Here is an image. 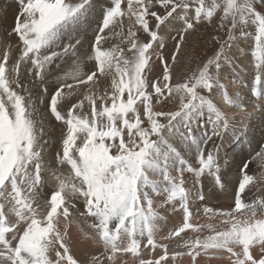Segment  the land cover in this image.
<instances>
[{"label":"snow or ice","instance_id":"snow-or-ice-1","mask_svg":"<svg viewBox=\"0 0 264 264\" xmlns=\"http://www.w3.org/2000/svg\"><path fill=\"white\" fill-rule=\"evenodd\" d=\"M17 2L19 11L15 25L7 36L18 37L20 56L11 68L7 54L0 60V264H77L70 254L66 230L61 231L57 223V216L67 218L70 209L79 216L94 218L90 227L102 241L106 255L104 262L93 258V264H107L117 253L139 256L141 239L145 236L147 245L153 249L159 246L164 251L157 260L140 258L139 264H161L168 258V246L157 245V222L163 218L155 210L148 189L157 194L167 193L159 205L161 208L176 199L180 201L182 225L164 236L165 240L183 239L181 234L187 229L200 230L191 223L193 211L184 187L185 172L192 173L197 183L205 173L213 175L209 196L215 195L217 188L227 192L228 181L222 179L218 155L227 132L235 125L230 122L231 117L202 92L207 90L214 95L217 90H223L220 95L228 103L243 107V98H232L220 83L221 73L223 65L231 63L229 50L235 43L253 37L257 87L252 90V96L264 104V0H210L209 3L194 0L193 16L189 15L193 0H126V7H122L125 0H109L102 7L93 30L91 54L86 55L95 63L87 72L81 71L79 66L78 52L83 48V37L76 38L73 34L85 30L91 22L89 18L96 10L94 0ZM157 5L163 13L154 10ZM217 12L223 14L219 17V27L227 28V39L217 37L219 50L184 82L174 83L168 64L153 49V44L160 40L158 31L167 29L179 17L183 20L180 31L188 32L204 21L214 23ZM150 18H153L151 25ZM126 19L131 23L125 34ZM253 27L254 33L249 31ZM137 30L147 33L150 40L141 42ZM113 36L123 37L129 47L111 46ZM65 37L68 43L62 45ZM183 40L184 36L180 35L179 41ZM180 42L175 45L177 52ZM159 47L163 48L162 42ZM154 55L163 64V83L160 84L149 80L145 74L149 62L155 63ZM171 59L174 61L176 57ZM69 61L75 66L74 70L55 77L59 86L49 92L47 77L54 68L61 69L62 63ZM22 64L27 75L34 74L31 87L24 84L26 76L21 75ZM101 77L110 78L111 92L106 90L97 95L92 85ZM81 87L88 89L83 98L77 94ZM170 99L178 100V110H154L153 101L160 103ZM85 101L89 105L88 115L80 114ZM137 101L146 120L141 119V112L135 107ZM41 104L63 125L62 151L56 152L51 164H67L72 173L70 180L58 176L59 188L47 196L42 173L50 141L45 139L47 132L39 112ZM129 113L133 116L129 117ZM247 116L245 113V118ZM160 118L165 123H161ZM201 118L204 126L197 138L193 123ZM178 125H182L184 131H180ZM166 132L185 148H194L198 167H193L181 151L169 143ZM258 159L264 163V150L258 153ZM247 167L245 163L240 170L234 207L231 211L218 212L227 218L224 223L230 226L224 230L213 229L214 234L203 239L196 237L187 241L184 247L188 252L178 251L175 256L187 254L195 262L201 250L225 251L230 259L235 258L232 264H264V201L252 204L242 199L246 188L255 187L254 180H264V175L254 178L246 171ZM173 169L179 175H172ZM150 175L161 176L163 183L150 179ZM21 185L27 187V196ZM73 196L83 198L84 211L76 209ZM41 197H44L43 204ZM196 198L206 201L200 189ZM214 211L204 208L205 213ZM12 216L15 220L10 218ZM53 252L54 258H51L49 254Z\"/></svg>","mask_w":264,"mask_h":264},{"label":"rangeland","instance_id":"rangeland-1","mask_svg":"<svg viewBox=\"0 0 264 264\" xmlns=\"http://www.w3.org/2000/svg\"><path fill=\"white\" fill-rule=\"evenodd\" d=\"M5 1L7 3L8 2L9 3L16 2L18 4L17 0H5ZM94 2L96 4V10L92 13V15L90 16L89 20L92 21V22L93 21L97 22L100 19V12H101L102 7L106 6V4L109 2V0H94ZM205 2L209 3L210 0H205ZM195 6L196 5H195V2L193 0L191 10H189V11L194 12ZM122 7H126V0H125V3L122 4ZM154 10H156L159 13H163L164 12V10L159 5H157ZM222 15H223L222 13L217 12L214 15V17H213L214 23L211 24V23H208L207 21H204L200 25H198L199 27L196 26V27H194V29L189 30L188 32H182V31H180V29H178L170 36L171 38H168L167 40H164V41L158 40L157 42H155L156 44L155 43L153 44V49H155V52L158 53L163 58V61L168 64L169 68L172 69L171 71H172L173 82L174 83H182V82H184L187 79V77L190 76L197 69L198 66H201L203 63H206L207 59L210 58L211 56H213L214 53L219 50L220 41L216 39L217 37H222L223 39H227V28L220 29V27H219V23H220L219 17H221ZM15 20H16V17L13 20L14 22L12 21V18H11V22L12 23H10L9 26H4V32H5L4 34H5V38L6 39L7 38L8 39L13 38L15 40L17 39V43H16V46H17V44L18 45L20 44V42L18 40V37H16L14 34L11 37L7 36V34L9 32H11L12 28L14 27ZM152 22H153V18H150L149 19L150 25L152 24ZM90 23L87 24V25H89V27L91 26V24L93 25V23H91V24ZM130 23L131 22L127 21V19H126L125 34L127 32V26ZM95 25H96V23H95ZM162 30L158 31V36L160 38L162 36ZM249 31H253V33H254V27L250 28ZM180 35L184 36V40L182 42L179 41V36ZM137 36H138V38H139V40L141 42H148L150 40L149 35L147 33H144L142 31H140V30H137ZM93 37L94 36H92V38H91L92 41L90 39V42L87 45V48H90L91 42L94 41ZM113 37H115V38H113ZM113 37H112L113 38V42L110 43L111 46H117L118 45V46L123 47L125 49H127V47H129L127 42L123 41V37H121V36H113ZM248 39L249 40L252 39L250 42H251V44H253L255 46L254 38L251 37V38H248ZM161 42L163 43V48L159 47V44ZM177 42H180V51L179 52H177L176 48H175V45L177 44ZM3 43L5 44L7 42L3 41ZM187 48H189V49H187ZM14 49L17 50V48H14ZM190 49H192L193 52H191ZM231 49L229 50V54L231 52ZM15 50H13L12 52H9V51L6 52L5 51V53L3 54V56H4L7 53V55L9 56L8 66H9L10 61H11L10 59L13 57L14 53H16ZM152 50L150 49L149 51L151 52ZM189 52H190V54H189ZM125 54H127V52ZM232 55H234L235 58H238V52L233 51ZM3 56H2V58H3ZM172 56L176 57V59L174 61L171 59ZM0 60H2L1 56H0ZM153 61H155V63H153L152 61L149 62V66L145 69V74H146L147 78L149 80H152L154 83H157V84L163 83V76H162L163 64L161 63L160 60H157L155 55L153 56ZM254 61L256 62V57H254ZM180 64H183V66L182 65L178 66ZM174 67L177 68V69H179V67H181V69L177 71V69H175ZM223 67H225V70L227 71V75L221 76L222 78L220 80V83L225 85V89H227L228 95H230L232 98L235 99L237 96L243 98L242 99L243 107L242 108H236L232 104L228 103L224 99V97L222 95H220V92H222L223 90H217L216 94H214V95L213 94H209L207 92V90H203L202 94L207 95V96H209V98L213 99L214 103H216L217 106L220 109H225V110L226 109H231V110L234 109L235 110L234 112L231 113L230 111H226L225 114H227L229 117H231V119L233 118L230 122L235 125V128L236 127L240 128V130H241L240 133L243 132V136L241 137L240 133H236L233 130L235 128H233L231 130V132L233 133V135H235V134L237 135L238 134V139L233 140V142L231 144H229L230 146L228 145V147L226 145V142H224L225 140L222 142V147L220 148L219 155H218L219 159H220L219 161H221V164L218 165V167H219V170L223 172V175H225V174H230V173L225 172V170L226 169L228 170V168L230 167V157L232 156V152H233V149L231 150L229 148H231V146H233L236 143L237 140H238V144H236V145L239 146V144H241L244 141L245 135H250L249 136L250 139L253 138L252 137V136H254L253 135V130L256 128V125H257V122H258L257 116L258 115H262V113L264 112V108H263L264 104H261L255 97H253L252 96V92H251V95H248L249 93L246 91L247 89L252 88V90H253V89H255L257 87L256 84H255V79H253V80H245L244 81V80H241V78H238V77L235 78L234 76H232L233 73L231 71H229L230 67H228L226 65H223ZM223 67H222V69H224ZM9 68H10V66H9ZM183 68H185V69H183ZM177 73H179V74H177ZM253 73H255V68L253 70ZM221 75H222V73H221ZM237 85H238V87H237ZM239 87H240V89H239ZM92 88L94 89V91L96 92L97 95L103 94V92L106 91V90L110 93L111 92V80H109V78L101 77L97 84H95L94 86L92 85ZM86 89L87 88H82V89L79 90V92L77 91V94L80 96V98H83V95L88 94V89L87 90ZM65 91H67V89H65ZM245 95L248 96V97H246ZM126 97H127V93H125V98ZM74 98L75 97H73V99ZM247 98H251L252 101L255 102L254 104L257 106L256 107L257 109L256 108L254 109L253 106L246 107L245 100H247ZM47 101H48V99H47ZM98 104H99V101H98ZM261 105H263V106H261ZM135 107H137V110L141 112V119L142 120H146V117L143 115L141 106L139 105V101H137V104L135 105ZM153 107H154V110L176 111V110H178L179 103H178L177 100H171V99L169 101H167V102L161 100L160 103H156L155 101H153ZM243 109L246 112H248V110L250 112L252 111V114L250 116H248V118H242V117L236 118L235 115L242 113L244 111ZM47 110H49V109H47ZM238 111H241V112H238ZM259 111H260V113H259ZM49 112H50V110H49ZM80 114H82V115H88L89 114V105H88L87 101H85L84 108H83V110H81ZM132 116H133V114L129 113V117H132ZM51 118L56 120L55 117L52 114H51ZM160 122L161 123H165L163 118H160ZM203 126H204V119L203 118H201L199 121L193 123V130L196 133V136L200 134L201 129H202ZM178 127L180 128V131H184V127L182 125H178ZM127 131H128L127 129H125V131H124L125 139H127ZM262 135L264 137V133L261 134V137H262ZM165 136L168 139L169 143L175 145L177 150L181 151V153L184 156V158L185 159L187 158L186 160L188 162L192 163L193 167H196V166H194V164L198 165L197 162L194 163L191 160V158L194 157V156H190L189 154H192V152L189 153L188 149L185 148V146L183 144H181L179 140H177L174 136H172L171 134H169L167 132L165 133ZM240 139H242V140H240ZM78 143H79V141H78ZM50 144H52V143H50ZM236 145H235V149H237ZM53 146L56 147L58 151H62V143L58 144V145L53 143L50 147H53ZM260 149H263V147H260ZM47 150H48V147H47ZM223 151H225L224 154H223ZM249 151H253V148L251 150H249ZM47 153L48 152L46 151L45 155H47ZM54 156H55V154L54 155H47L48 159L45 162V170L42 173V175L45 178V189H44L45 196H47L52 191H55V190H57L59 188V187H57L58 183L60 182L57 179L58 176L61 179H65L66 180L67 175L65 173L71 172L70 171V166L67 165V164L60 165L59 163H57L55 166H53L51 164V159ZM248 162H250V161L248 160ZM239 165L240 164H235L234 165L235 172H238L237 168L239 167ZM251 168H257L256 169L257 172L259 170V171H261V175L264 174V172H263L264 171V165H262L258 161L253 162L251 164ZM239 173H241L240 170H239ZM184 174H185L184 175V181H185L184 187H185V189L187 191L191 192V195H193L194 192H195V195H196V192H197L196 185H198L199 189L202 190L206 195H208L209 191H207V189L210 190L212 185L210 186V189L207 188L206 187L207 185H205L206 184L205 178L208 177L209 174L201 176V178L199 179V183L196 182L197 179H196V177H194L192 175V173L185 172ZM172 175H174V176L175 175H179V173L176 172V169H173L172 170ZM253 175L258 176V175H260V172H258V174H253ZM185 176H189L190 178H186ZM258 177H260V176H258ZM150 179L156 180L158 183H163L162 177L158 176V175H150ZM240 179H241V174L238 177V181ZM254 182H257V181H254ZM200 184H203V185H200ZM230 186H231V184L228 182V185H227L228 189L230 188ZM257 186L258 187L253 190V193L255 195H257V196H259V195L260 196H264V180H260L258 182ZM21 187L23 188L24 195L27 196L28 195L27 187L24 186V185H21ZM148 190H149V194H150L151 198L153 199L154 206L156 204L155 201L157 200V198L159 199V200L156 201L157 205L154 208H160L159 207V205H160L159 202L160 201H164L166 199L167 193L157 194L156 192L152 191L151 189H148ZM216 190L219 192L218 188ZM66 194L70 195L69 193H66ZM43 198L44 197H41V199H40V203L41 204L44 203V199ZM72 198L75 199V200L78 199L77 201H81L83 203V198L82 197L73 196ZM154 199H155V201H154ZM0 200H2V198H0ZM216 200L215 199H211V197H210V201L211 202L212 201L216 202ZM232 202H234V200ZM167 204L168 205H172L173 208L175 209V210L171 211L173 216L177 215L178 212H179L178 206L174 202H170V203H167ZM33 206L36 207L35 204H33ZM166 209H168V208H166ZM156 211H158L159 215L163 214V212H161V210H156ZM69 212H70V214L67 217V219L62 217V216H59V215L57 216V221L62 226H64L65 229L67 227L70 229V225H76L78 227L81 225L80 227L82 228V224L83 223H84V225L94 223V218H88V217H84V216H82V218H81V216H79L76 213H73V211H69ZM69 217H71L70 219L73 222L70 221ZM10 218H13V220H15L14 216H12ZM174 221L172 220V218L170 220H167V218H166L165 219L166 223H164L165 226L163 225L164 229H160L158 231L157 237L163 239V237L166 236L168 230H170L172 228L171 224L175 223ZM21 223H23V222H21ZM21 225L22 224H20V226ZM168 225H169V227H168ZM68 228H67V230L69 231ZM163 231H165V232H163ZM160 233H161V235H159ZM142 243L143 244H142V248H140L139 256H134L133 255L131 257L132 264H139V259L142 258V256L144 258L148 259L147 257L152 255V257L150 259H148V260H152V259L157 260V259H159V257L162 255L160 252H149L148 253L147 251H151V249L147 250L146 247L144 246L145 239H143ZM161 243H163V242H161ZM178 251H183V250L182 249H178ZM153 254H154V256H153ZM174 255H175L174 253L173 254L172 253L171 254L168 253V258L167 259L171 258L172 261H173V258H175ZM183 256H189V255L185 254ZM50 257L54 258V252L50 253ZM197 257L202 258L200 256H197ZM203 257H204L203 261L210 260V258H211V256H208V255H206V257L205 256H203ZM93 258H99V257H93ZM93 258L92 259L90 258V260L87 263H84V264H93ZM100 260L102 261V258H100ZM103 260H105V259H103ZM107 264H113V261H107ZM123 264H130V263H128V261H125ZM161 264H162V262H161Z\"/></svg>","mask_w":264,"mask_h":264},{"label":"bare ground","instance_id":"bare-ground-1","mask_svg":"<svg viewBox=\"0 0 264 264\" xmlns=\"http://www.w3.org/2000/svg\"><path fill=\"white\" fill-rule=\"evenodd\" d=\"M18 11H19V5L16 2H11V3L8 2L7 3L5 0H0V56H1V59H2V56L5 53V51L6 52L7 51L12 52L13 50H15L14 48H17V50H15L16 53H14L13 57L10 59L11 60L10 64H9L10 68L12 66V63L15 60L19 59L21 45L17 44V46H16L17 39L15 40L13 38H10V39H8V38L6 39L5 38L4 26H9L10 23H12L11 22V18H12V21H13L15 19L16 15H17ZM189 15L193 16L194 12L189 11ZM91 23H93V25ZM91 23H90L91 24L90 27H89V25H86V29L85 30H80V31H77V32H75L73 34L76 38H80L81 36L83 37V40H82L83 48L79 50L78 55L80 56V65H79L80 66V70L84 71V72L89 71L91 66L95 63L94 60H92V61L88 60L87 59V55H86V54H91L89 52V48H87V45L89 44L90 39L92 38V36H94L93 35L94 34L93 30L96 28V25H95L96 21H93V22L91 21ZM182 24H183V20L180 19L179 17H177L167 29H163L162 30V36L160 38V41H164V40H167L168 38H171L170 36L176 30L181 29ZM113 38H115V37H113ZM113 38H111L110 43L113 42ZM249 38H251V37H249ZM251 40H249L247 38V39H242L240 41H237L235 43L234 47L231 49V52L229 54L230 57H231V63L226 64V66L230 67L229 71H231L233 73L232 76H234L235 78L236 77L241 78V80H244V81L245 80H253L254 77H255V73H253V70H254L255 64H256V62L254 61V57H256L254 55L255 46L253 44H251V42H250ZM3 41L7 42V43L4 44ZM91 41H92V39H91ZM61 43H62V45L68 43V38L65 37L62 40ZM73 43H74V40H73ZM78 48H79V46H78ZM187 49H189V48H187ZM57 50L59 51L60 49H57ZM190 50H191V52H193L192 49H190ZM233 51L238 52V58H235V56L232 55ZM189 54H190V52H189ZM181 65L183 66V64H180L178 66H181ZM28 67H30V65H28ZM74 67L75 66L71 63V61H69V63H67V64H63L62 63L61 69H55L54 68L53 69V73L50 74L47 77L49 92L53 91L55 88H57L59 86L58 85V81L55 79V77H62V76L65 75L66 72H72L74 70ZM223 68L224 69H222V75L221 76L227 75V71L225 70V67H223ZM175 69H177V68H175ZM180 69H181V67H179V69H177V71L180 70ZM183 69H185V68H183ZM177 74H179V73H177ZM21 75H22V77L26 76V78L24 79V84L26 86H28V87H31V83L30 82L32 81L34 74L33 75H27L26 68H25V66L23 64L21 65ZM109 80H110V78H109ZM68 82L71 83L72 81L69 79ZM237 87H238V85H237ZM240 87H239V89H240ZM82 88L83 87H81L80 89H82ZM80 89H77V91L79 92ZM33 91H35V89H33ZM246 91L249 93L248 95H251L252 88L247 89ZM246 97H248V96H246ZM44 99L47 102L48 97L45 96ZM254 103L255 102L252 101L251 98H247V100H245L246 107L253 106V108L255 109L257 106ZM261 106H263V105H261ZM221 110L224 113L226 111H230L231 113L235 111L234 109H232V110L231 109H226V110L225 109H221ZM39 112H40V115H41L42 119L44 120V127H45L46 132H47V135L45 136V139L49 140L50 143H52V144L53 143L57 144V145L61 144L62 143L61 129L63 128L62 123L57 121V120L52 119L51 118V113L49 112V110H47V108L43 104L39 105ZM238 112H241V111H238ZM245 113H247L248 116H250L252 114V111L250 112L248 110V112H246L244 110L242 113L236 114L235 116H236V118H238V117L245 118ZM259 113H260V111H259ZM248 116H247V118H248ZM257 118H258V122H257L256 128L253 130V135H254V136H252L253 138L250 139V137H249L250 135H245L244 141L241 144H239V146L236 145V144H238V140H237L236 143L233 146H231V148H229L231 150L233 149V152H232V156L230 157V167L228 168V170L226 169L225 172L230 173V174H225L224 175V179L227 180L231 184L230 188L227 190L226 193L225 192H221L220 190H219V192L217 190H215V195L210 196L211 199H215V200L217 198H218L217 200H219L221 198L220 199L222 201L221 205H223V206L232 205V204L228 205V203L232 202L234 200V193H235L236 189L238 188V183H239L238 177L241 174V173H239V170H241V168L243 167V165L245 163H247V165H248L246 171H248L249 175H252L254 178H256L258 176H262L261 175V171H259V170H258V172H260V175H258V176L253 175V174H258V172L256 170L257 168H251V164L253 162H256V161H258L262 165H264V163H262L261 160L258 159V153H260L261 150H264V137H263V135L261 137V134L264 133V112L262 113V115H258ZM233 130L236 133H240V131H241L240 128H238V127H236ZM226 135H227V138L225 139L224 142H226L227 147H228L229 144H231L233 142V140L238 139V134L237 135L236 134L233 135L231 130L228 131ZM240 136L241 137L243 136V132L240 133ZM196 137L198 138L199 135H197ZM240 140H242V139H240ZM52 144H50L48 146L47 155H54V154H56V152H58L56 147H54V146L50 147ZM235 145L237 146V149H235ZM260 147H263V149H260ZM252 148H253V151H249ZM188 152L189 153L192 152L193 155L192 154H189V155L190 156H194V157L191 158V160H192V162L196 163L197 161H196V154H195L194 148L188 149ZM224 152L225 151H223V154H224ZM45 154H46V152H45ZM47 155H45V156L47 157ZM248 160L250 162H248ZM235 164H240L239 167L237 168L238 172H235V167H234ZM65 174L67 175L66 180H70L71 176H72V173L71 172H67ZM185 177L186 178H190L189 176H185ZM210 179H211V176H208V177L205 178V182H206L205 185H207L206 187L209 188V189H210V186H211L210 183H212L210 181ZM254 181H257V182H253V183H255L254 185H256V186L253 187L252 185H249V187L246 188L245 193L242 196V199L246 198L245 201L248 202V203H253L252 201H255L256 203L259 204L261 201H264V196H260V195L257 196V195H255L253 193V190L258 187L257 184H258V182L260 180H254ZM59 183H58L57 187H59ZM196 188L198 190L199 186L196 185ZM249 189H251V190H249ZM207 191H209V190L207 189ZM52 192H54V191H52ZM77 200L72 198V202H73V204H75L76 209L78 211H80V212L84 211L83 203L81 201H77ZM157 200H159V199L157 198ZM154 201H155V199H154ZM156 201H155V203H156L155 206L157 205ZM163 202L164 201H160L159 203L162 204ZM200 202L201 203H205V201H200ZM166 208H168V209H166ZM155 209L156 210H161V212H163L162 215L160 214L161 215L160 217H162L163 219H160L157 222V227H158V231H159L160 229H164V226H165L164 223H166L165 219L166 218H167V220L171 219L169 217V210L173 211L174 208H173L172 205L164 204L163 208L160 207V208H155ZM69 211H73V210L70 209ZM70 218L71 217H69V219ZM81 218H82V216H81ZM11 219H13V218H11ZM70 221H72V220L70 219ZM57 223H58V226L60 227L61 231H65L66 230V233H67L66 239L68 241L70 254L73 256L74 259L77 260V264L87 263L90 260V258L92 259L93 257H99V259L102 258V261L104 262L103 259H105V255H106L105 254L104 245H103L102 241L99 240L95 230L90 227L92 223L91 224H87V225H84V223L83 224L81 223L82 224V228L80 227L81 225L79 223L78 224L80 225L79 226L80 228L78 226H76V225H70V229L67 227L69 229V231L67 230V228L65 229L64 226H62L58 221H57ZM19 226L20 225H18V227ZM168 227H169V225H168ZM163 232H165V231H163ZM159 235H161V233ZM132 256H133V254H131V253H117L116 257L113 260V264H123L125 261H128V263L132 264V261H131V257ZM153 256H154V254H153ZM151 257H152V255L147 257V258L150 259ZM174 257L175 258H173V261L170 258V259H167L168 261L167 260L162 261V264H225L224 261L220 260L218 257H215V256L214 257L211 256L210 260H207V261H203L204 260L203 256H202V258L196 257L195 262H193L191 256H174ZM142 258L146 259L143 256H142ZM152 260H154V259H152Z\"/></svg>","mask_w":264,"mask_h":264}]
</instances>
